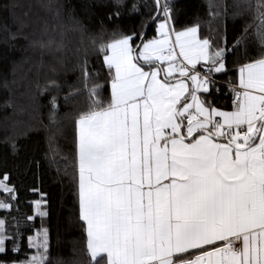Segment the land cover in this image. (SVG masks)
Here are the masks:
<instances>
[{
	"label": "snow or ice",
	"instance_id": "snow-or-ice-1",
	"mask_svg": "<svg viewBox=\"0 0 264 264\" xmlns=\"http://www.w3.org/2000/svg\"><path fill=\"white\" fill-rule=\"evenodd\" d=\"M18 6L0 0L13 18ZM125 6L141 13L138 0H112L107 18L118 21ZM143 6L155 37L146 38L147 22L140 32L114 27L107 39L102 28L90 37L100 69L90 67L86 51L74 82L61 83L52 65L53 76L34 85L37 98L48 96L49 125L70 120L75 131L63 174L83 247L79 257L55 264H264V0L231 5L233 16L252 20L231 41L226 25L221 32L211 21L216 34L207 37L199 25L178 29L176 0ZM228 9L218 6L212 20L223 23ZM69 25L83 34L71 15ZM34 44L55 57L63 32ZM228 94L230 109L216 103ZM8 181L0 175V210L10 215L18 196ZM35 203L41 223L30 226L31 251L23 249L20 221L0 216V264H54L47 212Z\"/></svg>",
	"mask_w": 264,
	"mask_h": 264
},
{
	"label": "trees",
	"instance_id": "trees-1",
	"mask_svg": "<svg viewBox=\"0 0 264 264\" xmlns=\"http://www.w3.org/2000/svg\"><path fill=\"white\" fill-rule=\"evenodd\" d=\"M138 2L141 4L139 15L130 13V8L125 6L119 9L118 21L107 18L114 12L112 0H16L19 6L14 9V18L0 10V175L9 174L8 183L15 186L18 196V200L13 202L11 214L0 210V216L8 215L9 222H12V217L20 221L23 249L31 251L27 248V236L35 234L30 227L32 224L40 227L41 218L36 215L35 202H41L40 207L47 212L43 221L49 231L54 264L57 259L68 261L79 257L83 247L78 205L72 184L63 174L65 165L74 157L75 131L70 120L62 121L59 127L49 125L48 96L37 98L34 85L53 76L50 70L52 65L57 67L59 75L56 78L61 83L65 80L74 82L79 74L76 65L83 60L86 51L90 67L100 69L101 62L92 51L90 37H99L102 28L106 30L104 38L107 39L108 32L114 27L132 33L141 31L142 22H147L149 26L151 12L143 6L145 0ZM146 2L152 5V0ZM235 2L176 0V27L183 30L199 25L200 34L207 37L216 34V31H209L211 21L212 28L221 32L226 25L231 41L246 22H252L249 14L233 16L231 5ZM130 3L131 0H125L126 5ZM225 3L229 6L226 20L223 23L212 20L218 6ZM47 4L53 7H45ZM57 8L59 17L56 15ZM70 15L82 22L83 34L71 30ZM21 21L24 24L22 29ZM155 28L154 23L148 28L147 39L156 36ZM10 32L17 33V38L11 39ZM61 32L64 48L55 53V57L34 44L50 35L59 37ZM139 41L137 39L136 43ZM222 91H225V87ZM6 101H10L13 107H5ZM216 103L229 109V100L225 95ZM12 144L16 146L15 151ZM3 199L6 196L0 194V200ZM45 200L46 204L43 203ZM27 216H34L35 220L27 221ZM23 258V254H20V259Z\"/></svg>",
	"mask_w": 264,
	"mask_h": 264
},
{
	"label": "built area",
	"instance_id": "built-area-1",
	"mask_svg": "<svg viewBox=\"0 0 264 264\" xmlns=\"http://www.w3.org/2000/svg\"><path fill=\"white\" fill-rule=\"evenodd\" d=\"M224 87H225V90H226V89H227V85H225ZM225 97H227L228 100H229V109H230V107H231V95L228 94V95H226Z\"/></svg>",
	"mask_w": 264,
	"mask_h": 264
},
{
	"label": "water",
	"instance_id": "water-1",
	"mask_svg": "<svg viewBox=\"0 0 264 264\" xmlns=\"http://www.w3.org/2000/svg\"><path fill=\"white\" fill-rule=\"evenodd\" d=\"M152 24H153V23L151 22L150 25L148 26V28H149ZM148 28H147V30H146V34H147V31H148ZM139 43H140V41H139Z\"/></svg>",
	"mask_w": 264,
	"mask_h": 264
},
{
	"label": "crops",
	"instance_id": "crops-1",
	"mask_svg": "<svg viewBox=\"0 0 264 264\" xmlns=\"http://www.w3.org/2000/svg\"><path fill=\"white\" fill-rule=\"evenodd\" d=\"M156 29V28H155ZM155 33H156V30H155ZM226 108V107H225Z\"/></svg>",
	"mask_w": 264,
	"mask_h": 264
}]
</instances>
